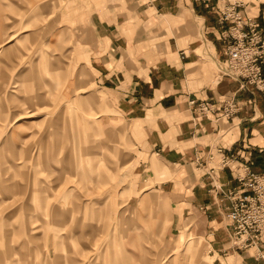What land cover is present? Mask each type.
Here are the masks:
<instances>
[{
  "label": "rangeland",
  "instance_id": "1",
  "mask_svg": "<svg viewBox=\"0 0 264 264\" xmlns=\"http://www.w3.org/2000/svg\"><path fill=\"white\" fill-rule=\"evenodd\" d=\"M63 1L0 0V264H210L135 188L125 124L53 34Z\"/></svg>",
  "mask_w": 264,
  "mask_h": 264
},
{
  "label": "crops",
  "instance_id": "2",
  "mask_svg": "<svg viewBox=\"0 0 264 264\" xmlns=\"http://www.w3.org/2000/svg\"><path fill=\"white\" fill-rule=\"evenodd\" d=\"M241 1L245 17L264 32V0ZM221 5V0H65L53 34L74 39L77 71L87 73L125 124L141 197L162 195L171 208L169 227H186L189 235L193 230L204 239L210 264H263L252 248H236L224 219L226 196L237 184L220 167L222 157L232 155L235 165L264 171V92L241 90L220 68ZM226 99L239 109L230 118L219 109ZM190 100L209 101L217 111L198 116Z\"/></svg>",
  "mask_w": 264,
  "mask_h": 264
},
{
  "label": "built area",
  "instance_id": "3",
  "mask_svg": "<svg viewBox=\"0 0 264 264\" xmlns=\"http://www.w3.org/2000/svg\"><path fill=\"white\" fill-rule=\"evenodd\" d=\"M217 8V21L231 26L220 31L225 40V62L231 71L227 74L237 79L239 88L251 92H264V35L258 30L255 21L245 17L241 0H221ZM229 37V38H228ZM189 104L198 116L214 114L216 106L206 100H190ZM222 117L230 118L238 112L233 99H226L220 108ZM237 158L222 157L220 167H227L237 187L230 191L226 199L228 205L224 219L231 228V238L237 249L254 250L253 258L264 264V171L252 172L247 163L235 165Z\"/></svg>",
  "mask_w": 264,
  "mask_h": 264
},
{
  "label": "bare ground",
  "instance_id": "4",
  "mask_svg": "<svg viewBox=\"0 0 264 264\" xmlns=\"http://www.w3.org/2000/svg\"><path fill=\"white\" fill-rule=\"evenodd\" d=\"M207 51V50H206ZM222 68H224V66L221 65ZM225 70V69H224Z\"/></svg>",
  "mask_w": 264,
  "mask_h": 264
}]
</instances>
